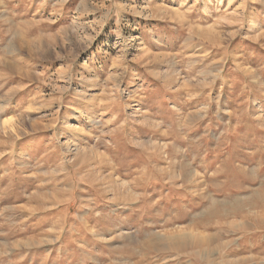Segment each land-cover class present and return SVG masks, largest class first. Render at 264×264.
<instances>
[{
    "label": "rangeland",
    "instance_id": "rangeland-1",
    "mask_svg": "<svg viewBox=\"0 0 264 264\" xmlns=\"http://www.w3.org/2000/svg\"><path fill=\"white\" fill-rule=\"evenodd\" d=\"M0 121V264H264V0H0Z\"/></svg>",
    "mask_w": 264,
    "mask_h": 264
},
{
    "label": "bare ground",
    "instance_id": "bare-ground-1",
    "mask_svg": "<svg viewBox=\"0 0 264 264\" xmlns=\"http://www.w3.org/2000/svg\"><path fill=\"white\" fill-rule=\"evenodd\" d=\"M0 122H1V126L4 127V126H5V125H4L5 121H0ZM145 155H146V154H145ZM185 164H186V163H185ZM144 166H145V165H144ZM106 175H107V174H106ZM251 177H253V176H251ZM251 177H249V178H251ZM256 177H257V175H256ZM261 177H262V176H261ZM263 177H264V176H263ZM147 178H148V177H147ZM253 178H255V176H254ZM253 178H252V179H253ZM253 180H254V179H253ZM138 181H139V180H138ZM142 182H143V181H142ZM259 183H260V182H259ZM259 183H258V184H259ZM118 184H119V183H118ZM145 184H146V183H145ZM22 186H23V185H22ZM261 189H262V188H261ZM249 191H250V190H249ZM128 194H129V193H128ZM131 194H132V193H131ZM206 194H207V193H206ZM256 194H258V193H256ZM259 194H260V193H259ZM123 195H124V194H123ZM238 195H239V194H238ZM246 195H247V194H246ZM116 196H117V195H116ZM242 196H243V195H242ZM256 196H257V195H256ZM261 196H262V195H261ZM9 197H10V196H9ZM117 197H118V196H117ZM208 197H209V196H208ZM211 197H212V196H211ZM211 197H209V198H211ZM230 197H231V196H230ZM236 197H238V196H236ZM252 197H253V199H254V196H252ZM209 198H208V199H209ZM241 198H242V197H241ZM246 198H247V197H246ZM120 199H121V198H120ZM211 199H213V198H211ZM211 199H209V200H211ZM215 199H216V198H214V200H215ZM223 199H225V198L223 197ZM251 199H252V198H251ZM258 199H259V198H258ZM144 200H145V199H144ZM222 201H223V200H222ZM234 201H235V199H234ZM208 202H209V201H208ZM210 202H211V201H210ZM224 202H225V201H224ZM232 202H233V201H232ZM232 202H231V203H232ZM65 203H66V202H65ZM144 203H145V202H144ZM258 203H259V202H258ZM261 204H263V203H261ZM214 205H215V204H214ZM208 206H209V205H208ZM220 206H221V205H220ZM231 206H232V205H231ZM231 206H230V207H231ZM233 206H235V205H233ZM207 208H208V207H207ZM209 209H211V208H209ZM231 209H233V208H231ZM231 209H230V211H231ZM234 209L239 210V207H238V206H235ZM234 209H233V210H234ZM246 209H247V208H246ZM248 209H249V208H248ZM141 210H142V209H141ZM221 210H222V209H221ZM221 210H219V209L217 210V213H218L220 216H221V214L223 213V211H221ZM214 211H215V210H214ZM225 212L227 213L226 210H225ZM232 212H233V211H232ZM236 212H237V211H236ZM138 213H139V212H138ZM144 213H145V212H144ZM212 213H213V211H212ZM242 213H244V212H242ZM246 213H247V212H246ZM223 214H224V213H223ZM244 215H245V214H244ZM226 216H227V215H226ZM242 216H243V215H242ZM141 217H142V216H141ZM216 217H217V215H216ZM228 217H229V216H228ZM231 218H232V217H231ZM231 218H230V219H231ZM206 219H208V218H206ZM211 219H212V218H211ZM220 219H221V218H220ZM241 219H243V218H241ZM186 220H187V219H186ZM203 220H204V219H203ZM243 220H244V219H243ZM191 221H192V220H191ZM205 221H206V220H205ZM208 221H209V220H208ZM212 221H213V220H212ZM212 221H211V222H212ZM262 221H263V220H262ZM101 222H102V221H101ZM260 222H261V221H260ZM263 222H264V221H263ZM207 223H208V222H207ZM209 223H210V221H209ZM216 223H217V222H216ZM242 223H243V222H242ZM203 224H204V222H203ZM253 224H254V223H253ZM261 224H262V223H261ZM218 225H219V224H218ZM69 226H70V225H69ZM255 226H256V225H255ZM261 226H262V225H261ZM65 227H66V226H65ZM244 227H245V225H244ZM91 229H92V228H91ZM60 230H61V229H60ZM241 230H242V229H241ZM143 231H144V230H143ZM243 231H244V230H243ZM147 234H148V233H147ZM169 235H170V234H169ZM169 235H168V236H169ZM176 235H177V234H176ZM142 236H143V235H142ZM157 236H159V235H157ZM171 236H172V235H171ZM178 236H179V235H178ZM214 236H215V235H214ZM216 236H217V235H216ZM143 237H144V236H143ZM160 237H162V236H160ZM163 237H165V236H163ZM144 238H145V237H144ZM158 238H159V237H158ZM166 238H167V237H166ZM212 238H213V237H211L210 240H212ZM147 240H148V237H147ZM207 240H208V238H207ZM208 241H209V240H208ZM144 242H145V241H144ZM178 242H179V241H178ZM210 242H211V241H210ZM212 242H213V241H212ZM214 242H215V241H214ZM91 243H92V242H91ZM137 243H138V242H137ZM145 243H146V242H145ZM222 244H223V243H222ZM145 245H146V244H145ZM145 245H144V246H145ZM155 245H156V244H154V246H155ZM158 245H159V244H158ZM158 245H157V246H158ZM174 245H175V244H174ZM223 245L225 246L226 244H223ZM138 247H139V246H138ZM151 247H152V246H151ZM151 247H150V248H151ZM187 247H188V246H187ZM203 247H204V246H203ZM140 248H141V247H140ZM144 248H145V247H144ZM193 248H194V247H193ZM201 248H202V247H201ZM152 249H153V248H152ZM178 250H179V248H178ZM181 250H182V249H181ZM185 250H186V249H185ZM183 251H184V250H183ZM191 252H192V251H191ZM212 252H213V251H211V253H212ZM181 253H182V252H181ZM203 253H204V252H203ZM205 254H206V253H205ZM202 255H203V254H202ZM209 255H210V254H209ZM202 258H203V257H202ZM208 263H209V262H208ZM220 264H221V262H220Z\"/></svg>",
    "mask_w": 264,
    "mask_h": 264
}]
</instances>
